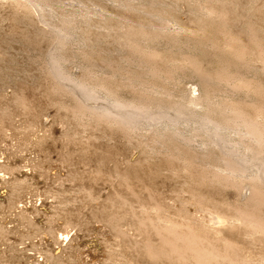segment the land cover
Returning a JSON list of instances; mask_svg holds the SVG:
<instances>
[{
    "label": "rangeland",
    "instance_id": "obj_1",
    "mask_svg": "<svg viewBox=\"0 0 264 264\" xmlns=\"http://www.w3.org/2000/svg\"><path fill=\"white\" fill-rule=\"evenodd\" d=\"M25 3H0V264H155L133 248L144 224L101 211L121 191L264 264V230L237 217L264 195L242 124L264 131V0Z\"/></svg>",
    "mask_w": 264,
    "mask_h": 264
},
{
    "label": "bare ground",
    "instance_id": "obj_2",
    "mask_svg": "<svg viewBox=\"0 0 264 264\" xmlns=\"http://www.w3.org/2000/svg\"><path fill=\"white\" fill-rule=\"evenodd\" d=\"M25 1H21V0H0V3H2V5L8 6V8L9 7L12 8V9L15 8V7H20V8L22 7L23 8L24 6L27 8L29 6L26 5ZM227 16L228 15H226V17ZM39 22H41V20ZM252 33H253V31H252ZM253 36L256 37L255 35H253ZM251 39L249 38V41ZM259 39L260 38H258V40ZM254 40H255V38H254ZM256 42L257 41H254V43H252V44L250 43L251 44L250 50H251V48L254 49L252 52L259 51L258 49H259L260 46ZM259 42H260V40H259ZM246 45H248V44H246ZM260 49H262V46H261ZM246 50H249V49H246ZM263 52H264V50H263ZM255 55H257V54H255ZM258 55L261 56L260 53ZM76 86H75V89H76ZM84 89H86V88H84ZM87 92L89 93V91H87ZM87 92H85V94ZM88 102L89 101H87V103ZM85 105H87V104H85ZM88 105H89V103H88ZM114 105L115 106H119V105H116V104H114ZM121 105H123V104H121ZM112 108H114V107H112ZM118 108H120V107H118ZM117 111H116V109H111L110 107L106 108L104 106V108H102L101 110L96 111V112L97 113L99 112L98 114H101L103 116H107V117H110V118L111 117L112 118L115 117V119L118 118L122 122L123 121L129 122L130 120H132L131 117H130V119L128 118L129 117L128 115L126 117V116H123L122 113H119L121 111V109H120V111H118V112ZM143 113L146 114L145 112H143ZM119 114H122V116L119 115ZM239 115H241V114H239ZM239 115L236 114L237 117H239ZM241 117L244 118L245 114H244V116L242 114ZM246 119H248L247 120L248 122L247 121H244V122L242 121L243 122L242 124L245 123V125H246V123H248L247 125L249 127L247 128V126H246V128L250 129L249 133H251V135H253L255 137L257 142H259V144H262L260 146H264L263 145L264 144V131H263V128L261 127L260 122L257 121L256 118L247 117ZM236 120H237V118H236ZM244 120H245V118H244ZM239 124H241V123H239ZM244 135H245V133H244ZM231 164H229V165H231ZM256 191H258V190H256ZM130 192L129 193H124L122 191L121 192H114V193H112L111 196H108V197H105V198H101L100 197L101 200L100 199L99 200L101 202L99 201L100 202L99 205L101 206V211L107 216L111 215L112 218H113V216H115L114 218H117V220H120V218H122L124 220L125 219L126 220H131L132 222H134L133 225L135 223H137V225L138 224L139 225L140 224L141 225L144 224L143 228L144 227L145 228L143 229V233H144V231L146 229L148 230L147 231L148 233H145L146 237L144 238V236H143V238H140V239H143V240L137 241V243L134 244L133 248H135V250L138 248L139 251L140 250L145 251V254L147 252L156 261V262L153 261V262H155V264H157V263L158 264H232V263L235 264V261H239L240 258L243 259L242 257H245V254H244L245 252L243 253V250H241L239 246H238L239 247L238 248V247H236V246H234L232 244H229L230 241H228V243H226V241H227L226 239H224L226 241L223 240L221 242V240L207 238V237H209V235H207L205 237L204 236L203 237L200 236L201 234L197 235L190 228L191 225L189 227H185L186 225L185 226H181V225H178L175 222H173L175 224L170 223L169 225H167V224L166 225H162L163 224L162 223L161 225H159L155 221V219L153 220L154 222H152V220L150 219L152 217H149L150 214L148 216H147L148 213L147 214L145 213V215H143L142 212L140 211L139 207H141V209H142L143 206H147V207L152 206L153 204H155L157 202L158 198L152 196L151 194H148V191H147L146 197L144 196V198H140V196L136 195L137 193L133 194L134 193L133 192L131 194ZM259 192L258 193L256 192L255 194L253 193V196H252L251 199H254V201H252V203L254 202V204L252 206L248 207V205H247V207H245V209H242V208H240L241 210L237 209V210H239L238 214H237V217L241 220V223H239V225L243 224L244 227L251 228V230L252 229L254 230V228H260V229L264 230V195L259 193ZM153 195H155V194H153ZM96 198H97V196H96ZM160 201H158V203ZM158 203H156V205H158ZM156 205H154V207ZM95 208H96V206H95ZM150 209L151 208L149 207V209H147V211L150 210ZM99 211L100 210H98V212ZM208 214H210V213H208ZM208 214L206 215V218H210V217L212 218L213 217V216H211L212 214L210 215V217H207V216H209ZM213 214H214V212H213ZM219 214H221V213H219ZM151 215H153V214L151 213ZM225 216H227V215H225ZM215 217H217V215ZM219 217H221V216H219ZM227 217H225V218H227ZM106 218L107 217H105V220H106ZM216 219L213 218V220H215V221H216ZM217 221H219V219H217ZM155 222L157 224H155ZM185 224H187V223H185ZM137 225H135V226H137ZM139 225L137 227H139ZM136 230L138 231V229H136ZM246 230H248V229H246ZM140 231H142V230H140ZM215 238H217V237H215ZM131 243H134V242H131ZM53 244L58 246L59 242L58 241H54ZM249 251H250V249H249ZM151 257H149V258H151ZM48 258L50 260H56V259H58V256L55 255L53 251L52 252L49 251L48 252ZM152 258H151V260H153ZM247 260L249 261V259H247ZM241 261H244V259L241 260ZM240 263H244V262H240Z\"/></svg>",
    "mask_w": 264,
    "mask_h": 264
}]
</instances>
